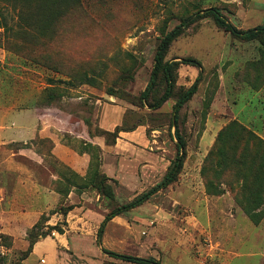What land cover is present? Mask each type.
Listing matches in <instances>:
<instances>
[{
	"label": "rangeland",
	"instance_id": "1",
	"mask_svg": "<svg viewBox=\"0 0 264 264\" xmlns=\"http://www.w3.org/2000/svg\"><path fill=\"white\" fill-rule=\"evenodd\" d=\"M208 8L219 10L239 30L264 28V0H83L59 22L52 39L27 44L15 37L16 16L0 0V15L7 26L0 28V235L7 236L0 238V264H21L29 247L27 233L41 216L36 237L57 236L55 230L50 232L55 226L72 233L67 237L71 264H131L104 259L102 241L96 237L99 224L79 220L70 222L69 229L66 217L53 215L61 206H81L77 194L73 203L44 199L46 209L34 220V193H21L19 177L30 184L27 173L35 172L47 196L46 190H62L68 179L79 183L70 167L52 155V148L59 144L65 154L82 155L88 134L104 140L98 131L101 119L127 132L138 129L135 134L148 140L147 150L172 159L176 143V130L170 127L172 106L192 85L198 70L180 65L173 97L156 110L139 96L163 34L195 13L204 17L187 26L165 56V60L192 57L203 67L196 93L178 114L177 131L186 141L183 169L172 186L129 210L120 223L105 227V247L158 264H264V218L253 225L223 186V194L206 195L199 175L216 136L212 143L201 144L207 128L213 134L236 119L264 139V61L253 65L262 57L260 45L218 28L205 16ZM81 72L95 77L96 86L59 83ZM158 81L148 102L163 92L164 84ZM142 184L131 187L149 186ZM88 192L86 206L95 213L134 198L127 190L114 193L113 200L91 188ZM73 241L81 245L80 251ZM39 255L51 258L49 243L41 246ZM37 263L33 256L23 262Z\"/></svg>",
	"mask_w": 264,
	"mask_h": 264
},
{
	"label": "trees",
	"instance_id": "2",
	"mask_svg": "<svg viewBox=\"0 0 264 264\" xmlns=\"http://www.w3.org/2000/svg\"><path fill=\"white\" fill-rule=\"evenodd\" d=\"M11 6L14 15L16 16L17 26L15 37L21 41L28 43H37L38 41L50 40L54 37L56 27L59 22L73 9L79 7L83 0H1ZM205 16L212 18L214 24L229 33L232 37L238 38L245 42L257 41L262 51L261 59L255 61L253 65H258L264 61V28H255L248 30H239L235 28L216 8H208L204 10ZM200 13H195L179 25L175 26L169 32L164 33L160 42L156 47L153 57V65L147 85L140 94V100L147 103L152 109L160 108L165 102L173 97V92L176 86L177 69L180 65L190 66L198 70V74L192 85L187 88L182 94L178 95L172 106V119L170 127L175 128L174 139L175 156L170 162L166 173L160 182L135 196L131 201L115 207L110 210L100 223L97 230V238L99 239L105 225L115 216L125 214L129 210L140 206L149 200L151 196L160 190L172 186L178 180V177L183 169L186 158V141L184 137L177 131V122L179 111L183 105L191 99L196 93L198 84L202 79L203 67L195 58H181L165 60L167 50L171 42L179 37L183 30L191 25L195 20L200 19ZM6 23L0 15V28L6 30ZM161 80L164 84L162 94L158 98H151L155 86ZM65 83L70 87L75 85L96 86V79L86 72L77 73L68 77V81L59 82ZM100 135L104 137L105 146L110 147L115 143L122 126L115 127L112 131L98 130ZM89 137L90 134H88ZM95 137V136H93ZM99 137V136H98ZM85 148L82 153L89 154V165L84 177H79L75 173L71 175L79 181V183L66 180L67 185L64 189H55V192L60 197V203L70 193L71 188H74L77 193L83 189L91 188L100 194V196L113 200L114 192L109 179L100 169V153L101 150L91 143L84 144ZM199 175L204 181V192L209 196H219L223 194L227 188L233 193L235 203L243 211L250 222L257 226L264 218V139L258 136L251 129L244 126L238 120L233 119L228 121L221 127L214 138L213 144L207 151L199 168ZM73 208V205L61 206L59 214L63 217ZM58 210L52 213H58ZM43 219L40 217L28 231L29 239L28 250L21 256L20 262L25 260L31 253L33 245L38 242V236L42 239L46 238V234L34 235V230L37 229L39 223ZM55 230L58 234H63L64 231L60 228L52 227L50 232ZM7 236L1 234L0 238ZM104 254H107L113 259L131 264H158V261L152 259H144L130 255L118 254L102 249Z\"/></svg>",
	"mask_w": 264,
	"mask_h": 264
},
{
	"label": "crops",
	"instance_id": "3",
	"mask_svg": "<svg viewBox=\"0 0 264 264\" xmlns=\"http://www.w3.org/2000/svg\"><path fill=\"white\" fill-rule=\"evenodd\" d=\"M101 112H104V110L102 109ZM109 122H113V121L106 120V119L105 121H103L101 119V122L99 123V127L102 130L111 131L113 130V127L117 125L114 124V122L111 123V125H109ZM108 126H111V127H108ZM219 129H217V131L211 134V132L207 128L201 137V144L205 143L206 145L207 143H212L213 136L216 135ZM136 131H138V129L135 131L120 132L117 139L115 140V143L112 146L108 147L109 148L108 150L106 149L104 140L102 141L100 137L98 136L89 137L88 136L89 143H91L92 145H96L101 150L100 169L105 174V176L109 179L108 180L109 183H112L115 186L114 193L116 195L120 191L124 192L127 190L129 193H132L133 196L135 197L138 195L139 192L142 193L145 190L151 188L152 186H154L155 184L161 181V179L163 178L164 174L167 171V168L170 162L174 159V157L170 160L165 159L163 157L157 156L152 151L147 150L146 147L148 146V140L144 136L138 133L135 134ZM62 148H63L62 145L54 144L52 148V155H54L57 159H59L65 165L69 166L70 169L73 171V173H75L79 177H84L86 175L88 165H89V160H90L89 156L86 153H82V155H77V154L73 155L70 152L65 154L62 152ZM138 172H140V175H138ZM27 174L31 176V178L30 177L27 178L30 184L25 182L26 180L25 177L20 176L19 184L20 186L23 185V188H24V190L23 188H21L20 191L21 193H24V192H30L31 190L34 193L35 204L37 208L36 209L34 208L35 214L33 213V215L35 216L34 220H36L42 214V211L46 209L47 203L44 201V199L48 198L50 200L51 198L54 203V202H57L58 199L60 200V197L56 192L54 193L53 191H47V190L46 192L48 193V196L46 194L44 195L43 194L44 187L41 184L37 183L35 172H33L32 175L31 173H27ZM186 181L190 182V179L187 178ZM142 182H143L142 186L144 184H149V186L146 189H142V187H140L139 189L138 188L134 189V187H131V186H135V184L139 185V183H142ZM187 185L189 186L190 183ZM167 188L160 190L157 193H155L153 196H151L149 200L147 201V203L153 198L157 197V195L165 191ZM88 191H89V188L83 189L80 193H77V191H75L74 188H71L70 193L65 198L70 203H73V198L76 196V194L80 196L79 197L80 199H82V205L76 206V205L71 204L73 205V208L65 216L67 218L66 223L68 224L69 229L71 228V223L75 224L79 220L82 221L83 223H88L89 221H92V222H89V224L93 223V224L100 225L105 215L109 212V211L108 212L104 211L102 213H95V212L89 211V209H87V206H86V203H87L86 201L89 196ZM76 198L78 199V197ZM130 199L131 198H127V200L131 201ZM128 213L129 211L126 212L125 214H121V215L113 217L105 225V227H108L109 225H114V223H120L121 221H123L122 217H125ZM58 214L59 213L57 212L53 213V215H58ZM74 216H77V220L70 221L69 219ZM29 220L27 221L28 223H29ZM93 228H94L93 230H95L96 226L94 225ZM98 228L96 230H98ZM104 229L98 240L99 242L100 240L102 241V246L104 247V248H101V252H102V249L106 250L104 238L106 239L108 237L107 233H104ZM69 233H71L70 230H67L63 234H58L57 236H54L53 238L48 237V238H45V239H42L36 242L33 245L31 253L28 255V257L33 256L34 258L38 259L37 264H71L72 263L71 257L68 256V253H67V250L69 249L67 246L68 244L67 237ZM96 234H97V231H96ZM119 235L120 234H118V237ZM71 236H72V233H71ZM85 237L88 238L89 236H85ZM47 243H49L51 247V258L49 257V259H46L44 256L39 255V249L41 248L42 245L47 244ZM73 245L77 251H80L81 245H79L78 243H75L74 241H73ZM100 245L101 244L99 243V246ZM84 248H87V247L84 246ZM95 250H97V247H95ZM106 251L113 252L111 250H106ZM114 253H117V252H114ZM85 254H88V253L86 252ZM118 254H122V253L120 252ZM73 255L79 256L80 253L74 252ZM105 255L106 256H104L105 257L104 259H106V261H109V262L119 261V260H115L109 257L107 254ZM124 255H127V254H124ZM101 259L103 258L100 257L98 261L99 260L101 261ZM23 262L24 260L21 262V264H23Z\"/></svg>",
	"mask_w": 264,
	"mask_h": 264
}]
</instances>
